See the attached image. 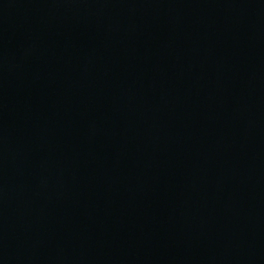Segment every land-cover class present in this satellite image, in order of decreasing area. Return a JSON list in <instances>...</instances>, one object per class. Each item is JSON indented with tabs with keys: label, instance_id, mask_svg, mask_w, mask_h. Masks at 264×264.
I'll use <instances>...</instances> for the list:
<instances>
[{
	"label": "water",
	"instance_id": "95a60500",
	"mask_svg": "<svg viewBox=\"0 0 264 264\" xmlns=\"http://www.w3.org/2000/svg\"><path fill=\"white\" fill-rule=\"evenodd\" d=\"M0 264H264V0H0Z\"/></svg>",
	"mask_w": 264,
	"mask_h": 264
}]
</instances>
